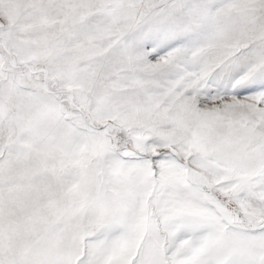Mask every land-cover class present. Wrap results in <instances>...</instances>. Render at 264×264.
<instances>
[{
  "label": "snow or ice",
  "instance_id": "1",
  "mask_svg": "<svg viewBox=\"0 0 264 264\" xmlns=\"http://www.w3.org/2000/svg\"><path fill=\"white\" fill-rule=\"evenodd\" d=\"M0 264H264V0H0Z\"/></svg>",
  "mask_w": 264,
  "mask_h": 264
}]
</instances>
